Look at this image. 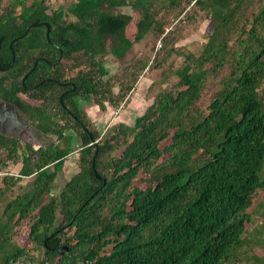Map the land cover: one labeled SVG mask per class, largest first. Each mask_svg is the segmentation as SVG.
Wrapping results in <instances>:
<instances>
[{"label":"trees","instance_id":"trees-1","mask_svg":"<svg viewBox=\"0 0 264 264\" xmlns=\"http://www.w3.org/2000/svg\"><path fill=\"white\" fill-rule=\"evenodd\" d=\"M3 1L0 99L56 141L35 150L0 136V172L19 164L0 181V264H264L254 252H264V222L261 234L249 233L264 191V0H167L204 12L207 40L198 55L178 54L177 81L132 125L119 123L98 141L82 107L93 101L104 110L107 95L114 102L104 58L121 60L148 34L159 37L166 0H73L51 11L59 0ZM125 7L138 18L132 40ZM42 23L48 28L20 38ZM224 68L201 110L207 80ZM73 153L78 170L55 195ZM139 175L145 188L133 184Z\"/></svg>","mask_w":264,"mask_h":264},{"label":"rangeland","instance_id":"rangeland-1","mask_svg":"<svg viewBox=\"0 0 264 264\" xmlns=\"http://www.w3.org/2000/svg\"><path fill=\"white\" fill-rule=\"evenodd\" d=\"M72 1L59 0L48 7V9L51 11L58 6L66 8ZM6 3L3 0L0 2L1 12L5 10ZM164 5L165 7L159 16L165 21V25L159 37L154 33L148 34L141 42L134 43L121 60H115L111 56L104 58L107 74L102 78V81H108L111 84L114 102L110 101L111 97L107 95L104 102V110L99 109L93 101H91L89 106L83 105L82 107L88 128L97 130L100 133L97 141L109 136L111 128L119 123L132 125L134 119L142 115L152 103L157 93L172 87L177 81L175 70L182 64V57L178 54L192 53L198 55L202 45L207 40L210 33L209 18L204 12L192 7L193 3L191 1L188 4L184 2L181 7L176 8L169 7L167 0L164 1ZM121 12L132 16V22L126 29L127 38L132 40L135 33V23L138 19L137 14L129 7L121 9ZM173 51L174 53L170 57H166L167 52ZM142 63H147V65L142 68ZM75 71V69L71 70L68 68L66 75L71 76ZM227 71V68H224L217 77H210L207 80L198 104L201 110L206 111L213 93L219 87L220 79L227 75ZM127 87H130V90L127 91ZM259 94L264 100V82L259 89ZM22 97L25 98L24 96ZM79 101L84 103L83 100ZM117 111L118 114L114 115ZM61 123L71 126L66 118L61 120ZM54 141H56L54 136L42 135L37 132L35 138L31 141V146L36 150L38 147ZM19 142L24 145L23 141ZM117 153L119 151L115 154ZM18 170V163L12 164L8 162V165L0 172V181L6 172L17 175ZM77 170V153H73L66 158L62 171L57 175L52 193L57 195L63 184ZM141 178L142 175H139L133 184L145 188L146 183ZM26 182V179H22L17 186L13 187V192H18L19 187L24 186ZM252 214L255 217L256 225L249 228L251 237L261 232L260 223L261 221L262 223L264 222V191L256 199ZM27 231V225H24L16 235L20 245H25L28 242ZM261 238H264V234H262ZM254 252L258 256L264 253L263 249L259 248H256Z\"/></svg>","mask_w":264,"mask_h":264},{"label":"water","instance_id":"water-1","mask_svg":"<svg viewBox=\"0 0 264 264\" xmlns=\"http://www.w3.org/2000/svg\"><path fill=\"white\" fill-rule=\"evenodd\" d=\"M39 25H43L45 26L46 28H48V24L46 23H42V24H38V25H30L26 28L24 34L20 37V38H24L28 31L33 28V27H37ZM11 44L12 42L10 43V47H11ZM13 54V53H12ZM14 56V55H13ZM14 58V57H13ZM61 58V57H60ZM60 58L58 59V61L60 60ZM36 65V63H35ZM34 65V67H35ZM29 75V73H26L25 76L22 78V83L24 82V80L26 79V77ZM1 106L6 110V112L10 115V116H13L15 117L17 120H18V123L16 124L14 121H12V119H6V120H2L3 121V127L5 128H10V127H16V131H19V130H23V128L27 127V126H30V128H32L33 126L30 124V121L28 119H26V117H24V115L18 110V108L8 102H5V101H2L1 102ZM0 134H4L1 129H0ZM8 138H15L16 136L15 135H11L9 134L7 136ZM16 140H19L16 138ZM20 141V140H19ZM66 248L63 247L60 251V253H64L66 252Z\"/></svg>","mask_w":264,"mask_h":264},{"label":"flooded vegetation","instance_id":"flooded-vegetation-1","mask_svg":"<svg viewBox=\"0 0 264 264\" xmlns=\"http://www.w3.org/2000/svg\"><path fill=\"white\" fill-rule=\"evenodd\" d=\"M59 58H60V56H59ZM58 62H60V60L59 61L57 60L56 63H58ZM68 85H70L69 82L60 84V86H64V88L69 87ZM72 90H74V87L72 88ZM68 91H69V89H66V91L63 92V94H66ZM1 102H2V100L0 99V129L4 134H0V136L7 137L9 134L15 135L16 137L14 139L17 138L20 141H23L24 145H30L31 146V141L35 138L38 131L34 127L30 128V126H27L26 128L24 127L23 130L21 129L19 131H16V127H10V128L3 127V121L2 120L12 119V121H14L16 124L18 123V120L15 117L10 116L6 112V110L1 106Z\"/></svg>","mask_w":264,"mask_h":264},{"label":"built area","instance_id":"built-area-1","mask_svg":"<svg viewBox=\"0 0 264 264\" xmlns=\"http://www.w3.org/2000/svg\"><path fill=\"white\" fill-rule=\"evenodd\" d=\"M118 114V111L114 113V115H117Z\"/></svg>","mask_w":264,"mask_h":264}]
</instances>
